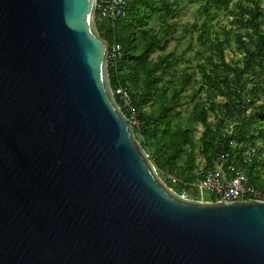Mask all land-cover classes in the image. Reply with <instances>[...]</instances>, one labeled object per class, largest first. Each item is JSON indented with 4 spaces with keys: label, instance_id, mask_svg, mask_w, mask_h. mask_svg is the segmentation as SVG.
<instances>
[{
    "label": "water",
    "instance_id": "water-1",
    "mask_svg": "<svg viewBox=\"0 0 264 264\" xmlns=\"http://www.w3.org/2000/svg\"><path fill=\"white\" fill-rule=\"evenodd\" d=\"M109 51L96 0H0V264H264V200L170 186Z\"/></svg>",
    "mask_w": 264,
    "mask_h": 264
},
{
    "label": "trees",
    "instance_id": "trees-1",
    "mask_svg": "<svg viewBox=\"0 0 264 264\" xmlns=\"http://www.w3.org/2000/svg\"><path fill=\"white\" fill-rule=\"evenodd\" d=\"M125 1L117 20L97 16L98 29L111 53L120 47L109 58L111 85L131 118L117 89L129 92L136 135L159 174L181 192L201 176L199 161L206 171L223 155L229 176L239 170L264 195V0ZM185 2L199 4V19L180 25ZM221 11L233 16L230 26L218 21ZM182 39L187 47L179 51ZM232 43L239 57L228 61ZM186 98L191 114L182 107ZM250 146L255 155L246 153Z\"/></svg>",
    "mask_w": 264,
    "mask_h": 264
},
{
    "label": "built area",
    "instance_id": "built-area-1",
    "mask_svg": "<svg viewBox=\"0 0 264 264\" xmlns=\"http://www.w3.org/2000/svg\"><path fill=\"white\" fill-rule=\"evenodd\" d=\"M125 0H96L97 16L101 19H109L112 21L122 17L125 13ZM120 47L114 45L112 53L109 51V58L115 56V52L119 51ZM117 93L120 95L124 107L131 116V120H136L137 110L133 105V100L129 92L119 87ZM246 153L248 155H255L257 149L255 146H250ZM224 156L218 157L217 163L213 169L203 170L201 166V176L195 179L192 183H187L179 192L183 197L193 198L191 195L194 190L199 192L198 198L200 200H241V199H260L264 200V195L260 189L250 183L247 177L239 170L235 175H228L223 162ZM172 182H177L178 179L172 175L166 176ZM204 193H209V198L204 197ZM213 197V199H212Z\"/></svg>",
    "mask_w": 264,
    "mask_h": 264
},
{
    "label": "rangeland",
    "instance_id": "rangeland-1",
    "mask_svg": "<svg viewBox=\"0 0 264 264\" xmlns=\"http://www.w3.org/2000/svg\"><path fill=\"white\" fill-rule=\"evenodd\" d=\"M198 9H199V4L198 3H188L185 2V7L183 9V11L181 12L178 21L179 24H184V23H193L194 21L199 19V15H198ZM233 19V16L230 14L229 11H221L218 21H221V25H225V26H230L231 20ZM201 21V20H200ZM175 47V42L173 41L169 47V49H173ZM187 47V42L185 39H182L181 44L179 45V51H182L183 49H185ZM233 47V48H232ZM232 47L227 48L226 49V58L228 61H230V59L233 57V55L235 56V54L238 55L239 57V53L237 52V50H233L236 46L234 45V43H232ZM156 56V54L154 55V57ZM198 59H196L195 62H197ZM184 66V65H183ZM195 67V64H194ZM197 79L200 80L201 79V75L197 74ZM182 107L183 109H187L185 110L186 113L191 114L192 113V106L190 104V99L186 98L182 101ZM200 129L202 128L201 125H199ZM200 131V130H199ZM201 132V131H200ZM200 132H198V135H200ZM199 169H201V166H204L203 160L202 162L199 161ZM164 178V177H163ZM165 179V178H164ZM204 197L205 198H209V193H204Z\"/></svg>",
    "mask_w": 264,
    "mask_h": 264
}]
</instances>
